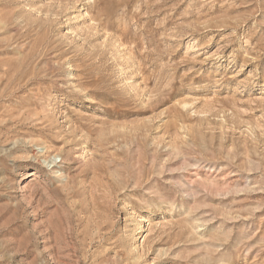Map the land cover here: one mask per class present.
Instances as JSON below:
<instances>
[{
	"label": "rangeland",
	"instance_id": "374dc122",
	"mask_svg": "<svg viewBox=\"0 0 264 264\" xmlns=\"http://www.w3.org/2000/svg\"><path fill=\"white\" fill-rule=\"evenodd\" d=\"M0 264H264V0H0Z\"/></svg>",
	"mask_w": 264,
	"mask_h": 264
},
{
	"label": "bare ground",
	"instance_id": "6f19581e",
	"mask_svg": "<svg viewBox=\"0 0 264 264\" xmlns=\"http://www.w3.org/2000/svg\"><path fill=\"white\" fill-rule=\"evenodd\" d=\"M54 168V167H53Z\"/></svg>",
	"mask_w": 264,
	"mask_h": 264
}]
</instances>
